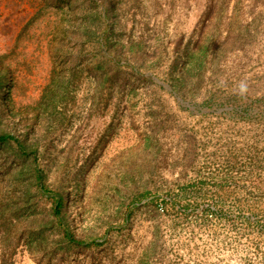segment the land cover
I'll return each mask as SVG.
<instances>
[{
  "label": "rangeland",
  "instance_id": "obj_1",
  "mask_svg": "<svg viewBox=\"0 0 264 264\" xmlns=\"http://www.w3.org/2000/svg\"><path fill=\"white\" fill-rule=\"evenodd\" d=\"M0 131V264H264V0H0Z\"/></svg>",
  "mask_w": 264,
  "mask_h": 264
},
{
  "label": "trees",
  "instance_id": "obj_2",
  "mask_svg": "<svg viewBox=\"0 0 264 264\" xmlns=\"http://www.w3.org/2000/svg\"><path fill=\"white\" fill-rule=\"evenodd\" d=\"M10 141H15L16 139L13 137V135L7 133V132H3L0 131V142L1 143H9ZM18 144V147L20 148V151L23 152L25 149H27L26 145H24L23 143H19L16 142ZM36 175V180H37V187L39 190H43L44 188V180L42 177V174L39 171H35L34 173ZM52 200H53V204L51 206V211L53 213L54 216H56L57 221L60 222L61 220V216L63 217V213H62V204H63V200H62V196L58 193H55L52 196ZM63 234V239L68 240L67 242H74V243H78L79 241L70 237V232L68 231V229L63 228L62 229ZM40 230L36 231L34 233H32V235H37L40 234ZM81 242V241H80ZM89 243V242H87Z\"/></svg>",
  "mask_w": 264,
  "mask_h": 264
}]
</instances>
